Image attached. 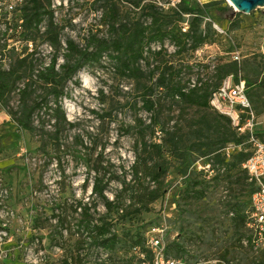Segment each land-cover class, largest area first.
Here are the masks:
<instances>
[{
	"label": "trees",
	"instance_id": "16d2710c",
	"mask_svg": "<svg viewBox=\"0 0 264 264\" xmlns=\"http://www.w3.org/2000/svg\"><path fill=\"white\" fill-rule=\"evenodd\" d=\"M102 1L101 21L107 26L109 36L92 34L84 47L73 39H66L63 46L53 0H24L12 10L4 7L5 13L0 16L5 24L0 36V106L19 128L32 136H39V150L48 152L51 142L53 150L59 152L60 133L65 127L75 126L67 119L62 105L63 99L68 97V83L86 65L99 63L110 52L120 73L137 84L142 108L150 114L149 123L139 119L141 128L135 144L133 184L124 181L112 199L107 192L114 173L99 159L88 158L89 175L85 181L90 180L92 172L94 198H80L73 203L79 214L78 227L83 236L78 240V251L88 241L107 255L106 259L93 264H111V260L121 258L129 248L132 252L130 264H154V252L147 244L145 231L124 235L118 229L117 221L132 214L149 212L151 206L168 192L171 185L169 172L175 169L182 179L177 205L179 219L175 223L177 236L166 241V256L179 261V264L182 260L193 263L199 251L214 247L219 241L216 225L219 217L225 214L231 215L232 237L229 244L224 246L222 243L219 258L228 264H236L234 260L239 258L247 264H264V248H255L253 235L247 226L252 210L251 198L257 190L256 182L243 168V163L252 154L251 144L247 142L248 133H240L229 116L211 105L212 94L226 77L232 75L235 83L245 81L246 93L256 116L263 114L264 55H260L261 65L237 59L220 61L214 68L213 78L198 79L193 84L184 82L180 77L181 70L175 71L162 58L159 65L149 70L151 78H155L150 85L144 80L142 67L143 61L151 66V56H166L164 44L167 40L177 55L195 52L212 42L213 22L216 20L227 19L229 31L239 28L237 20L228 18L231 15L236 18L239 13H235L231 6L223 5V0L206 3L181 0L176 6L167 7L152 0H131L134 9H138V15L132 18L121 15L116 1ZM16 35V41L26 43L20 51L15 46L9 47V40ZM39 36L53 49L50 62L40 68L32 59L37 46L29 47V43L33 44ZM156 43L161 47L154 50L152 45ZM7 53L11 55V63L4 67L3 59ZM60 58L62 63H59ZM15 91L18 103L11 106L10 98ZM165 98L182 111L185 107L196 108L199 113L186 123L176 120L167 127V122H160ZM48 124L52 125V130L46 129ZM157 128L158 139H147V132L155 134ZM257 136L264 139L261 133ZM230 144L240 147L232 149L228 155L226 148ZM203 159L205 164H202ZM207 165L210 167L206 168ZM221 188H226V193L218 197ZM123 193H128L125 199ZM243 196L247 200H243ZM99 204L103 205L104 212L99 211ZM61 210L53 216L63 229L68 224V215ZM244 228L247 230L245 239ZM254 251L258 254L254 255ZM229 255H233V259H228ZM78 258L81 262V255ZM70 261L67 258L64 263L71 264Z\"/></svg>",
	"mask_w": 264,
	"mask_h": 264
},
{
	"label": "rangeland",
	"instance_id": "374dc122",
	"mask_svg": "<svg viewBox=\"0 0 264 264\" xmlns=\"http://www.w3.org/2000/svg\"><path fill=\"white\" fill-rule=\"evenodd\" d=\"M113 1L118 3L123 17L135 18L138 15V9H134L131 0ZM152 1L166 7L168 4V0ZM200 1L206 3L215 0ZM223 1V5L231 6L235 11L229 0ZM102 3V0H53L55 19L61 28L64 47L66 39H73L79 46L84 47L92 34L97 37L109 36L107 26L101 21ZM4 7L3 1L0 2V16L5 13ZM235 13H239L236 18L232 15L228 18L237 20L239 28L229 31L227 19L216 20L213 22V41L195 52L177 55L174 46L167 40L164 44L167 49L166 56H151L150 67L146 61L142 62L144 80L149 85L155 80L151 78L149 70L159 65L161 58L164 62L168 61L175 71L181 70L180 77L191 84L198 79L213 78L214 68L220 61L238 58L239 61L261 65L260 55H264V8H257L250 14L237 11ZM4 30L5 24L0 18V36ZM17 38L18 35L8 43L9 47L15 46L20 51L26 43L16 41ZM33 46H37V52L32 57L34 64L40 68L49 63L53 49L42 42L40 36ZM160 47L158 43L152 45L154 50ZM10 57L9 53L4 57V67H9ZM62 62L63 59L60 58L59 63ZM258 90L262 92L261 89ZM66 91L68 97L63 99L62 105L67 119L75 123V126L65 127L60 133L59 152L53 150L51 142L48 152L39 150V136H32L19 128L0 106V264H65L67 258L71 259V264H93L107 258L101 249L90 245L88 241L78 251V240L83 236L78 227L79 214L74 210L73 203L80 198H94L92 172L90 180L85 181L89 175V157L99 159L104 167L114 173L107 192L111 199L124 181L133 184L131 178L135 144L141 128L139 119L149 123L150 114L142 108L141 92L137 84L132 78L120 73L111 52L99 63L86 65L68 83ZM17 95V91L12 93L11 106L17 105ZM262 98L264 99V95ZM162 103L160 122H167V127L176 120L186 123L199 113L196 108L185 107L182 111L178 105H173L166 98ZM256 122L255 130L264 136V113L257 117ZM46 129L52 130V125L48 124ZM158 132V128L155 134L148 131L147 139L157 140ZM205 162L203 159L202 164ZM168 180L171 183L168 192L151 206L149 212L132 214L117 221L120 232L125 235L138 230L145 231L148 237L149 230L154 225H163L165 244L167 239L177 236L175 223L179 219L177 205L182 179L177 176L175 169H171ZM225 189H219L218 197L226 193ZM127 196L128 193L122 194L123 199ZM243 197V200H247V197ZM98 209L105 211L102 204H99ZM60 210L68 215V224L63 229L58 226L53 216ZM230 217L231 215L225 214L219 217L216 235L220 239L214 247L208 246L199 251L193 263L182 260L181 264H228L219 257L222 243L224 242V246L229 244L232 237ZM243 233L245 239V228ZM257 247L263 249L264 242ZM127 251L121 258L111 260V264H130L132 252L129 248ZM254 252V255L258 254ZM78 255H81V262ZM232 256L229 255L228 259H233ZM234 263L247 264L242 258L235 259Z\"/></svg>",
	"mask_w": 264,
	"mask_h": 264
},
{
	"label": "built area",
	"instance_id": "2783aa9c",
	"mask_svg": "<svg viewBox=\"0 0 264 264\" xmlns=\"http://www.w3.org/2000/svg\"><path fill=\"white\" fill-rule=\"evenodd\" d=\"M24 0H4L5 8L12 10L23 3ZM181 0H168L167 5L176 6ZM223 32L221 29H218ZM33 44L30 42L29 46ZM238 60V58H236ZM211 105L220 113L230 117L232 125L240 133H248L247 142L251 144L252 154L243 163L250 178L257 184V190L251 198L252 210L249 214L248 229L253 235L255 248L264 242V139L257 136L255 127L257 116L253 110L252 102L246 93L244 80L235 83L233 76L226 77L217 91L212 94ZM240 146L230 144L226 150ZM207 165L206 168H209ZM201 168V166H200ZM165 227H154L148 233L147 244L154 252V264H179V261L170 259L165 254L164 243Z\"/></svg>",
	"mask_w": 264,
	"mask_h": 264
},
{
	"label": "water",
	"instance_id": "95a60500",
	"mask_svg": "<svg viewBox=\"0 0 264 264\" xmlns=\"http://www.w3.org/2000/svg\"><path fill=\"white\" fill-rule=\"evenodd\" d=\"M229 2L235 8V11L245 14H250L257 8H264V0H229ZM262 49L264 53V41L262 44Z\"/></svg>",
	"mask_w": 264,
	"mask_h": 264
}]
</instances>
